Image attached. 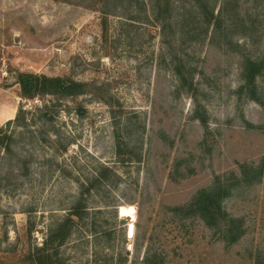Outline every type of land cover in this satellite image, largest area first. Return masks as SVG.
<instances>
[{"label": "rangeland", "instance_id": "374dc122", "mask_svg": "<svg viewBox=\"0 0 264 264\" xmlns=\"http://www.w3.org/2000/svg\"><path fill=\"white\" fill-rule=\"evenodd\" d=\"M173 2L163 34L148 0H0V118L14 110L0 129L20 108L48 107L60 136L30 144L5 129L14 172L0 184V264H264V11L248 4L246 23L211 40L213 23L183 28L177 14L192 8ZM248 61L261 65L262 105L240 90ZM22 74L86 91L26 99ZM200 191L211 220L176 214Z\"/></svg>", "mask_w": 264, "mask_h": 264}, {"label": "trees", "instance_id": "16d2710c", "mask_svg": "<svg viewBox=\"0 0 264 264\" xmlns=\"http://www.w3.org/2000/svg\"><path fill=\"white\" fill-rule=\"evenodd\" d=\"M218 1L219 6L216 11ZM148 2L152 12V16L149 17V20L160 24V32L165 34L168 26L172 23V15L175 10L173 0H148ZM182 2L184 4L189 3L192 9L190 11H185L183 15H180L178 12L177 15L179 18L176 19V23L178 25L182 24L183 28H185L187 21H191L193 25L201 24L200 27L204 24L206 30L210 28L211 23H213V37L211 40H213L218 34L222 35V31L230 29L232 26L236 28L238 24L243 25L246 23L249 13H247V9H244V7L246 8L248 4H252L250 6V10H252V8L253 10H256V6L261 5L262 10L264 11V0H182ZM192 3H194L195 6ZM118 6L119 5L117 4L113 6L115 11H117ZM105 7L108 8L107 3ZM104 11V14L109 13L108 10ZM225 24H227L226 27H224ZM225 37H227V35ZM227 39L228 38L225 40L227 41ZM243 66L244 83L240 86V90L247 92L250 100L262 105L263 103L257 97L258 88L256 85V76L259 74L261 65L256 62L248 61V63L246 62ZM179 73L180 81H183L182 83H184L187 80V74L184 72L183 65L179 68ZM18 83L20 85L22 95L26 99L50 96L59 102L65 98L82 95L86 91L85 84L80 82L60 77H48L45 75L22 74L19 77ZM38 113L39 114H31L23 108H20L14 120L6 122L5 126L0 129V184L4 180H9L6 176L7 173L12 174L14 172L12 166V146L15 141L13 135L7 134L5 129L13 124L20 127L23 131L22 134L28 136L30 144L40 142L41 139L44 140V134L54 137L55 141H59V132L52 127L54 115L51 113L49 108L44 107L38 109ZM33 126H36V128L31 129ZM44 127L46 128V131L41 130V128ZM40 137L42 138L40 139ZM118 146H120L119 143ZM27 159L28 158L26 156H21V158L18 157V164L26 168L28 165ZM5 168L7 169L6 172ZM208 196L209 195L205 191H200L198 196L195 197L192 202L186 206L176 209V214H180V212H182V214L187 217H196L200 220L203 219L206 221H209L208 219L211 220L212 205L208 203ZM207 216H210V218H207ZM224 219L226 220L225 217ZM69 222L71 221L66 219L64 224L60 225L54 232H52V234L56 237L60 232V241H65V239L70 235V228L67 226ZM214 224L215 227H218V230L225 237L227 242L232 243L236 241L231 222L221 223L219 221V223H217L215 221Z\"/></svg>", "mask_w": 264, "mask_h": 264}, {"label": "bare ground", "instance_id": "6f19581e", "mask_svg": "<svg viewBox=\"0 0 264 264\" xmlns=\"http://www.w3.org/2000/svg\"><path fill=\"white\" fill-rule=\"evenodd\" d=\"M14 116V110L13 109H10L9 107L8 108H5L4 110H2L1 112V119H5V118H9V117H12ZM134 212V208L133 207H128V208H121V215L123 216H128V215H131L133 216ZM134 233V226L131 224L129 226V229H128V234H129V237H131Z\"/></svg>", "mask_w": 264, "mask_h": 264}, {"label": "crops", "instance_id": "0c3cea01", "mask_svg": "<svg viewBox=\"0 0 264 264\" xmlns=\"http://www.w3.org/2000/svg\"><path fill=\"white\" fill-rule=\"evenodd\" d=\"M11 118H13V117L5 118V119H1V118H0V119H1L0 121H1V122H4V121H7V120H9V119H11Z\"/></svg>", "mask_w": 264, "mask_h": 264}]
</instances>
